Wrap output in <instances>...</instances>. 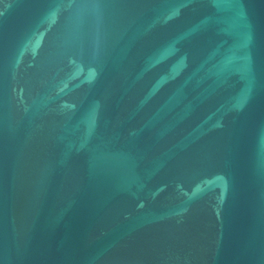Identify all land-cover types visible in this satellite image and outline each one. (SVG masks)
<instances>
[{"label": "water", "instance_id": "95a60500", "mask_svg": "<svg viewBox=\"0 0 264 264\" xmlns=\"http://www.w3.org/2000/svg\"><path fill=\"white\" fill-rule=\"evenodd\" d=\"M0 264H264V0H0Z\"/></svg>", "mask_w": 264, "mask_h": 264}]
</instances>
